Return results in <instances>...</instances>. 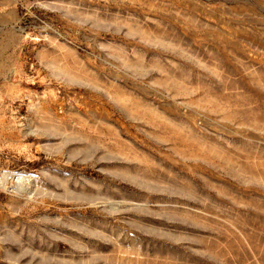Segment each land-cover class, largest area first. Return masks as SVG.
<instances>
[{
	"label": "rangeland",
	"instance_id": "rangeland-1",
	"mask_svg": "<svg viewBox=\"0 0 264 264\" xmlns=\"http://www.w3.org/2000/svg\"><path fill=\"white\" fill-rule=\"evenodd\" d=\"M0 264H264V0H0Z\"/></svg>",
	"mask_w": 264,
	"mask_h": 264
}]
</instances>
